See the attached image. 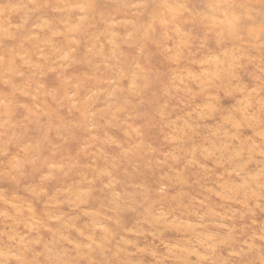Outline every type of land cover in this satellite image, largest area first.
Instances as JSON below:
<instances>
[{
  "label": "clouds",
  "instance_id": "clouds-1",
  "mask_svg": "<svg viewBox=\"0 0 264 264\" xmlns=\"http://www.w3.org/2000/svg\"><path fill=\"white\" fill-rule=\"evenodd\" d=\"M0 184V264H264V0H0Z\"/></svg>",
  "mask_w": 264,
  "mask_h": 264
},
{
  "label": "rangeland",
  "instance_id": "rangeland-1",
  "mask_svg": "<svg viewBox=\"0 0 264 264\" xmlns=\"http://www.w3.org/2000/svg\"><path fill=\"white\" fill-rule=\"evenodd\" d=\"M55 85V82L52 81V80H49V86H54ZM74 179V178H73ZM0 187H7L6 184H0ZM55 187V185L53 186V188ZM165 206H171V207H176V204L175 202L173 201H167L165 202ZM182 209L180 208H177V211H181Z\"/></svg>",
  "mask_w": 264,
  "mask_h": 264
}]
</instances>
